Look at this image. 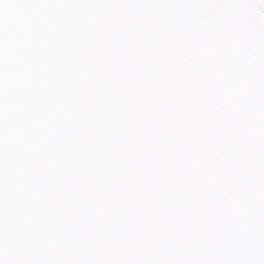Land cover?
<instances>
[{
	"label": "snow or ice",
	"instance_id": "snow-or-ice-1",
	"mask_svg": "<svg viewBox=\"0 0 264 264\" xmlns=\"http://www.w3.org/2000/svg\"><path fill=\"white\" fill-rule=\"evenodd\" d=\"M0 264H264V0H0Z\"/></svg>",
	"mask_w": 264,
	"mask_h": 264
}]
</instances>
